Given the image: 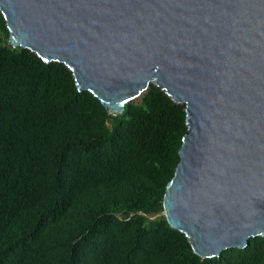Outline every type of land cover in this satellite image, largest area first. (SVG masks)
Wrapping results in <instances>:
<instances>
[{"label": "water", "instance_id": "95a60500", "mask_svg": "<svg viewBox=\"0 0 264 264\" xmlns=\"http://www.w3.org/2000/svg\"><path fill=\"white\" fill-rule=\"evenodd\" d=\"M14 52L64 64L107 114L183 105L163 215L202 259L264 238V0H0Z\"/></svg>", "mask_w": 264, "mask_h": 264}, {"label": "trees", "instance_id": "16d2710c", "mask_svg": "<svg viewBox=\"0 0 264 264\" xmlns=\"http://www.w3.org/2000/svg\"><path fill=\"white\" fill-rule=\"evenodd\" d=\"M6 31L0 15V264H264L262 237L202 259L162 214L183 105L151 86L107 114Z\"/></svg>", "mask_w": 264, "mask_h": 264}, {"label": "rangeland", "instance_id": "374dc122", "mask_svg": "<svg viewBox=\"0 0 264 264\" xmlns=\"http://www.w3.org/2000/svg\"><path fill=\"white\" fill-rule=\"evenodd\" d=\"M140 99V98H139ZM139 99H136L135 101L137 102V101H139Z\"/></svg>", "mask_w": 264, "mask_h": 264}]
</instances>
